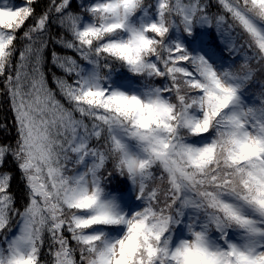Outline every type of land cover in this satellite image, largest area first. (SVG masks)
<instances>
[{"label": "snow or ice", "instance_id": "1", "mask_svg": "<svg viewBox=\"0 0 264 264\" xmlns=\"http://www.w3.org/2000/svg\"><path fill=\"white\" fill-rule=\"evenodd\" d=\"M0 264H264V0H0Z\"/></svg>", "mask_w": 264, "mask_h": 264}]
</instances>
